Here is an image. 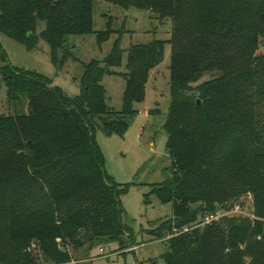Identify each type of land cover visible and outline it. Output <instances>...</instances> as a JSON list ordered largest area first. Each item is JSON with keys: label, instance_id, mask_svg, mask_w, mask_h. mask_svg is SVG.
I'll return each mask as SVG.
<instances>
[{"label": "trees", "instance_id": "16d2710c", "mask_svg": "<svg viewBox=\"0 0 264 264\" xmlns=\"http://www.w3.org/2000/svg\"><path fill=\"white\" fill-rule=\"evenodd\" d=\"M94 1L0 0V32L33 48L44 21L40 37L62 67L72 57L65 37L94 32ZM102 1L172 21L165 123L172 164L169 178L151 194L171 203L173 216L147 230L167 241L166 263L264 264V54H258L264 0ZM112 32H98L99 40ZM165 43L129 49L121 112L107 106L102 85L122 63L119 39L105 60L85 66L77 96L12 65L0 44V80L9 102L28 106V112L0 115V264H40L41 258L65 264L72 259L69 245L77 251L130 232L122 203L128 185L107 174L96 131L126 133ZM249 194L255 218L198 225L204 215Z\"/></svg>", "mask_w": 264, "mask_h": 264}, {"label": "rangeland", "instance_id": "374dc122", "mask_svg": "<svg viewBox=\"0 0 264 264\" xmlns=\"http://www.w3.org/2000/svg\"><path fill=\"white\" fill-rule=\"evenodd\" d=\"M45 22L37 25L39 39L33 48L27 47L7 34L0 32V44L7 53L9 62L21 69L37 72L52 81V85L71 96L82 92L84 68L92 61H103L111 53L119 39L123 51L122 63L113 68L102 79L106 91V104L115 112L124 106V92L128 51L134 45L149 44L154 40L165 41L163 60L154 67L146 85L142 102L135 103L136 113L128 117L125 134L106 133L100 126L96 131L97 143L105 158L107 174L128 191L122 196L125 209L123 222L130 232L120 239L105 240L102 243L84 244L79 250L67 248L72 259L65 264H167L164 254L169 245L166 240H154L147 230L173 216L171 203H164L151 190L154 185L166 181L170 176L172 158L167 140L165 123L171 101L170 79L172 46L171 19H160L155 14L135 7L126 9L120 5L102 0L93 3V33L72 34L65 37L64 46L71 53L62 67L53 62L50 44L40 37ZM113 30L110 36L100 41L98 32ZM258 54H264V38ZM28 112L25 103L9 102L8 88L0 80V115ZM253 197L244 198L232 206L219 210L225 217L248 216L255 218ZM221 218V219H222ZM58 239V245L61 246ZM136 245L132 249V245ZM37 244H33V248ZM103 248L104 255L100 249ZM66 252L65 247H61ZM41 254L42 252L36 250ZM40 264H55L40 259Z\"/></svg>", "mask_w": 264, "mask_h": 264}, {"label": "built area", "instance_id": "2783aa9c", "mask_svg": "<svg viewBox=\"0 0 264 264\" xmlns=\"http://www.w3.org/2000/svg\"><path fill=\"white\" fill-rule=\"evenodd\" d=\"M249 197H251V194H249ZM223 214L224 213H222L220 210H217L216 212H213V213L206 214L200 218V220L198 221V225H207L214 221L220 220L224 216ZM185 230H188V228H185ZM135 248L136 246L132 247V249H135ZM100 252L102 255H104L103 248L100 249Z\"/></svg>", "mask_w": 264, "mask_h": 264}, {"label": "water", "instance_id": "95a60500", "mask_svg": "<svg viewBox=\"0 0 264 264\" xmlns=\"http://www.w3.org/2000/svg\"><path fill=\"white\" fill-rule=\"evenodd\" d=\"M82 237V236H81Z\"/></svg>", "mask_w": 264, "mask_h": 264}]
</instances>
